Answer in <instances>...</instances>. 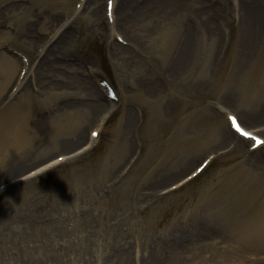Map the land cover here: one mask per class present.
Wrapping results in <instances>:
<instances>
[{
	"label": "rangeland",
	"instance_id": "374dc122",
	"mask_svg": "<svg viewBox=\"0 0 264 264\" xmlns=\"http://www.w3.org/2000/svg\"><path fill=\"white\" fill-rule=\"evenodd\" d=\"M120 1L0 0V264H264V0Z\"/></svg>",
	"mask_w": 264,
	"mask_h": 264
},
{
	"label": "bare ground",
	"instance_id": "6f19581e",
	"mask_svg": "<svg viewBox=\"0 0 264 264\" xmlns=\"http://www.w3.org/2000/svg\"><path fill=\"white\" fill-rule=\"evenodd\" d=\"M131 2H132V0H121L120 3H119V6L115 5V7H114V16H116L115 17L116 20L114 21V23L111 26V29L112 30H114L115 27L117 28V27H121L122 26L123 28H125V29H127V30L130 31L131 30L130 27L134 26L133 20L135 19V15H137L138 18H139V16L142 17V15H139L138 14L139 13L138 11H136V12H131L130 11L131 10ZM255 4H257L255 0H252L250 4L247 3V6L246 7L248 8L249 12L251 10V7L253 5H255ZM158 6H159V12L155 11V13L154 12L151 13V11H150L149 14H148V17L146 16L147 17V21H149L152 18H159V17L164 18V16L168 15L169 12L167 11L166 6H160V5H158ZM122 9H124V12L121 15V18H119V16H118V15H120L119 14V11L122 10ZM257 13L262 14V9L260 8L259 10H257ZM161 14L163 16H159ZM259 14H258V17H257V15H255V19L253 21H251L252 24H250L248 26L249 27L248 30H247V33H248V41H250V40L252 41L253 39H255L254 38V35L256 34L257 30L260 27V25L258 24L261 21V18L259 16ZM27 35L28 34L25 33V36H27ZM119 49H121V48H118V50ZM10 61H12V60H7V64L6 65H7V67H9V69L11 71H13V70L16 69V65H15V63H13V61L12 62H10ZM96 95H98L99 98H97L98 101H97V104L94 107L100 109V108H102L104 106L103 103H102V98H101L102 95L99 94L98 90L96 92ZM260 114H263V113L262 112L258 113L257 119H261L262 118L263 115H260ZM259 115H260V117H259ZM225 138H226V136H225ZM14 141H17V140H14ZM261 142L263 143V141H261ZM257 143L258 142L255 141L253 144L255 145ZM259 163L260 164H258V165L261 166V163H262L261 160H259ZM2 250L3 249H0V251H2Z\"/></svg>",
	"mask_w": 264,
	"mask_h": 264
},
{
	"label": "snow or ice",
	"instance_id": "6c2138e0",
	"mask_svg": "<svg viewBox=\"0 0 264 264\" xmlns=\"http://www.w3.org/2000/svg\"><path fill=\"white\" fill-rule=\"evenodd\" d=\"M233 123H235V118H233ZM237 129L239 130V125L237 124ZM245 135H248L247 133H245Z\"/></svg>",
	"mask_w": 264,
	"mask_h": 264
},
{
	"label": "trees",
	"instance_id": "16d2710c",
	"mask_svg": "<svg viewBox=\"0 0 264 264\" xmlns=\"http://www.w3.org/2000/svg\"><path fill=\"white\" fill-rule=\"evenodd\" d=\"M95 151H96V153H97V152L99 151V149L94 150V152H95ZM94 152H93V153H94ZM96 153H95V154H96Z\"/></svg>",
	"mask_w": 264,
	"mask_h": 264
}]
</instances>
